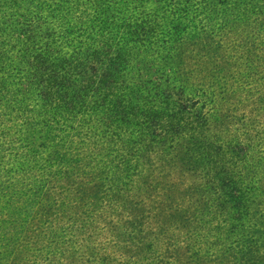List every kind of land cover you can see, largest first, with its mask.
Segmentation results:
<instances>
[{"label": "trees", "instance_id": "trees-1", "mask_svg": "<svg viewBox=\"0 0 264 264\" xmlns=\"http://www.w3.org/2000/svg\"><path fill=\"white\" fill-rule=\"evenodd\" d=\"M0 264H264V0H0Z\"/></svg>", "mask_w": 264, "mask_h": 264}, {"label": "rangeland", "instance_id": "rangeland-1", "mask_svg": "<svg viewBox=\"0 0 264 264\" xmlns=\"http://www.w3.org/2000/svg\"><path fill=\"white\" fill-rule=\"evenodd\" d=\"M89 125L87 123H84V124H79L77 126V132L75 131L74 134L76 136V140H79L80 138H82L83 136H86L87 135V129H88ZM111 172L106 170V173L104 174V176H111Z\"/></svg>", "mask_w": 264, "mask_h": 264}]
</instances>
